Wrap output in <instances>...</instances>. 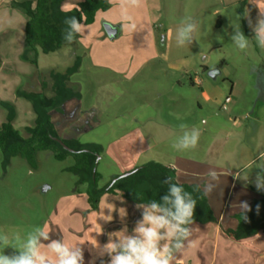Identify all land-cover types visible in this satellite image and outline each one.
<instances>
[{"label":"rangeland","instance_id":"rangeland-1","mask_svg":"<svg viewBox=\"0 0 264 264\" xmlns=\"http://www.w3.org/2000/svg\"><path fill=\"white\" fill-rule=\"evenodd\" d=\"M111 3L112 8L99 13L94 25L85 26L76 48L81 67L68 87L74 98L52 114L60 140H67L77 131L80 143L101 146L96 163L101 176L99 189L147 163L170 164L167 126L177 131L181 130L179 125L186 124L203 131L214 129L216 124L229 131L231 122L242 118L250 126V133L259 131L254 118L264 123V50L253 40L252 47L241 52L230 39L232 24H239L249 39L254 36L244 4L229 6L223 0H144L141 7L125 10L122 0ZM125 15L136 24L134 30L128 27ZM186 17H193L199 29L192 44L177 47L175 29ZM106 24L120 28L119 36L108 37ZM5 29L0 26V34L6 35ZM63 49L41 54L37 65L22 58L11 64L16 65L17 71L19 62L28 63L33 74L39 68L48 84L51 74L46 71L64 75L75 63L76 57ZM213 71H219L215 78L209 76ZM15 74L17 78L19 74ZM9 75V84L17 85V79L13 78V82ZM6 79L7 70L0 78V126L13 110V125L27 137V130L36 125L37 115L32 102L24 96L25 88L6 86ZM205 86H212L207 100L202 94ZM55 88L44 86V94L53 97ZM23 101L30 104L29 109L24 108ZM94 104L105 108L99 122L86 117ZM151 121L159 125L152 140L149 136L154 128H143ZM172 151L181 153L174 147ZM91 182L79 156L69 155L60 161L53 152L40 151L30 164L22 157L8 158L0 149V233L23 239L33 228L42 227L52 239L81 244L84 264L93 260L101 264V259L107 264L109 257H98L92 245L96 241L103 245L110 233L125 226L131 233L141 211L121 194L103 195L94 209L88 201ZM15 251L12 247L4 249L7 255ZM205 254L202 264L210 262L209 250Z\"/></svg>","mask_w":264,"mask_h":264},{"label":"crops","instance_id":"crops-1","mask_svg":"<svg viewBox=\"0 0 264 264\" xmlns=\"http://www.w3.org/2000/svg\"><path fill=\"white\" fill-rule=\"evenodd\" d=\"M12 1L23 2L27 0H0V26L4 25L5 30L8 32L6 35L0 34V78L3 72L7 70V79L3 80V83L6 86H23L25 88L24 94L44 93L46 89H44V86H62L56 79L60 73L55 72V70L46 71L51 74L50 82L47 84L43 80L39 68L33 74L28 63L19 62L20 66H18L17 71L15 69L16 65L11 64V62L14 63L15 59L22 58L25 52L26 26L28 23L26 16L11 6ZM61 1L62 10L68 12L76 8L83 0ZM108 1L115 2L117 0ZM223 1L229 6L244 4V12L246 14L248 12L245 16L247 22L251 21L253 25L256 23L259 8L250 3L252 0ZM259 5L264 9L263 2ZM254 12H257V14ZM112 26L118 29L117 36H119L120 28L115 25ZM14 29L15 32L12 31ZM64 49H67V53L72 58H75L78 54V51H76L78 48L76 50L71 47ZM64 49L63 51H65ZM16 72L19 74L17 78L15 76ZM9 74L12 75V79H17V85L15 83L9 84ZM72 84L70 81L67 86H72ZM205 87L207 89L202 94L207 100L212 86ZM12 89L11 92L13 93ZM22 105L27 109L30 107L28 102L23 101ZM32 108L35 113L34 107ZM104 112L103 104H94L87 111L86 117L87 119L96 118L99 122L98 119ZM254 121L257 124V130H259L256 134L250 133V126L242 118L239 121L231 122L232 128L229 131L224 130L221 125L215 124L214 129L209 127L200 131V139L195 149L184 150L181 153H173L174 143H171V140L180 136L182 131H176L172 126L165 127L168 134H170V164L165 166L176 170L177 179L181 184L199 185L203 189L206 182L215 185L207 194V197L217 222L206 225L193 224L190 237L192 244L188 245L186 243L185 249L177 254L175 264H202L200 261L204 260L205 253L208 250L210 262L204 264H229L233 260L235 263L238 262L237 264H264V189L257 190L255 184L257 173L261 171L256 166L262 162L260 157L264 155V123L259 118H254ZM138 123L142 125V122L138 121ZM206 123L204 121V124ZM150 125L154 128V130L151 129V135L149 136L152 140L156 137L155 132L159 125L157 122L151 121L143 128ZM192 127L195 126H190L189 129ZM77 135L79 133L74 131L68 136L67 140H77ZM138 137L139 139L142 138L140 134H138ZM210 171L217 174V180L209 181L207 173ZM242 202L247 203L250 211L242 212L239 207ZM244 214L250 215L245 219V222L248 220L247 233H256L238 240L229 231L238 230L240 216ZM192 254L196 256H193V258Z\"/></svg>","mask_w":264,"mask_h":264},{"label":"clouds","instance_id":"clouds-1","mask_svg":"<svg viewBox=\"0 0 264 264\" xmlns=\"http://www.w3.org/2000/svg\"><path fill=\"white\" fill-rule=\"evenodd\" d=\"M143 3L144 0H122L125 10L139 8ZM250 3L259 8L256 23L253 25L249 21L254 36L249 39L241 31L239 24L231 25L234 29L230 35L232 44L245 53L252 47L253 40L256 46L264 50V9L260 7L258 0ZM125 19L129 21L130 29L134 30L137 27L131 22L130 16L125 15ZM65 24L67 27L63 40L67 44H72L78 36L85 34V25L75 16L67 18ZM198 29L199 24L193 17L184 18L175 29L174 39L177 47L192 44ZM220 38L222 37H218ZM179 127L182 134L177 137L173 147L178 151L195 149L200 139V129L197 127L189 129L186 124ZM260 160L262 162L256 166L261 170L257 173L255 181L257 190L264 189V155ZM207 176L209 181L218 179L213 171L207 173ZM164 184L168 190L159 201L152 199L135 205L141 211V218L135 222L131 233L125 226L120 231L110 233L108 241L103 245L98 241L92 245L98 257H109L107 264H175L177 254L185 249L186 243L192 244L191 226L195 223L197 200L182 184L173 182L172 177H167ZM214 187L211 182H206L203 195H207ZM239 207L243 213L250 211L246 202L239 204ZM125 216L124 210L123 217ZM244 219H247L246 215ZM80 245H69L63 239H52L50 232L42 227L33 228L23 239L19 235L10 238L8 234L0 233V264H84V252ZM7 247H12L16 251L12 255H7L4 253ZM91 264H95V260ZM101 264H104L103 259Z\"/></svg>","mask_w":264,"mask_h":264},{"label":"trees","instance_id":"trees-1","mask_svg":"<svg viewBox=\"0 0 264 264\" xmlns=\"http://www.w3.org/2000/svg\"><path fill=\"white\" fill-rule=\"evenodd\" d=\"M61 5V0L12 1L11 6L28 19L26 49L22 59L37 65L41 54L56 53L65 47H71L76 50L80 36L70 45L63 40V34L67 27L65 20L75 16L78 20H81L83 25L91 26L95 23L99 12H107L113 6L108 0H83L76 8L65 12L62 10ZM80 67V58L76 57L72 68L68 69L64 75L56 77L57 82H60L62 86H56L53 97H48L44 93L24 94L33 104L37 115L36 125L28 129V136L24 137L13 125L14 112L10 110L8 121L0 126V149L6 157H22L30 164L35 162V158L40 151H51L56 159L60 161L65 160L69 155L79 156L83 172L93 181L88 192V201L94 209L98 207L101 197L105 194H121L123 198L135 204L146 203L152 199L159 201L167 193L168 187L164 184L167 177H172L173 182H179L176 170L158 162H150L140 167L135 174L119 179L115 185H108L103 189H99L98 183L101 176L97 171L94 173V170L96 169L97 157L101 147L93 144H82L77 140H62L65 145L76 151L72 153L65 150L57 142L56 139L60 140V138L52 122V114L67 101L74 98V95L69 91L67 83L70 82L73 75L79 72ZM182 185L197 200L194 224L216 223L217 219L207 195H203L204 189L202 186L194 184ZM197 188H199L198 191ZM244 215L247 218L250 216ZM244 215L240 216L238 230L229 231L238 240L256 233H247L248 220L245 222Z\"/></svg>","mask_w":264,"mask_h":264},{"label":"water","instance_id":"water-1","mask_svg":"<svg viewBox=\"0 0 264 264\" xmlns=\"http://www.w3.org/2000/svg\"><path fill=\"white\" fill-rule=\"evenodd\" d=\"M105 31H106L107 35H108L110 38H116L117 35H118V29L115 28V27H113V26L110 25V24H106V25H105ZM218 72H219V71H213V72H210V73H209V76L215 78L216 75H217L216 73H218ZM56 140H57V142H59V143L65 148V150H67V151H69V152H72V153L76 152L75 150H73V149H71L70 147H68L67 145H65V144L63 143L62 140H59V139H56ZM139 169H140V168H137V169H135V170H133V171H131V172H128V173H126V174H124V175L118 177L117 179L114 180V182L111 184V186L115 185V183H116L119 179H124V178H127V177H129V176L135 174L136 172L139 171ZM95 172H96V169L94 170V173H95Z\"/></svg>","mask_w":264,"mask_h":264}]
</instances>
